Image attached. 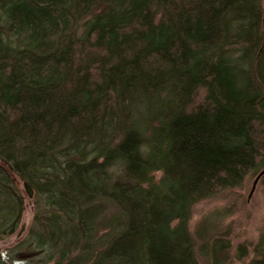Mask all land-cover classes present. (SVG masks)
<instances>
[{
    "label": "trees",
    "instance_id": "16d2710c",
    "mask_svg": "<svg viewBox=\"0 0 264 264\" xmlns=\"http://www.w3.org/2000/svg\"><path fill=\"white\" fill-rule=\"evenodd\" d=\"M0 159V264H224L190 220L264 169L263 0H0Z\"/></svg>",
    "mask_w": 264,
    "mask_h": 264
},
{
    "label": "rangeland",
    "instance_id": "374dc122",
    "mask_svg": "<svg viewBox=\"0 0 264 264\" xmlns=\"http://www.w3.org/2000/svg\"><path fill=\"white\" fill-rule=\"evenodd\" d=\"M0 163L6 166L1 159ZM257 174L249 177L247 185L241 188L238 193H234V196H229L227 199L220 197L203 200L195 205L190 220L192 231L203 224L207 226L206 223L211 220L210 227L219 224L223 230L227 225L231 229V253L227 255L228 259L224 264H247V260L253 255L251 248L256 240H258V243L264 244V182L259 179L256 180ZM12 175L23 199V210L17 231L0 239V249L15 244L26 235L32 223L35 209L34 199L28 194L24 182L14 174ZM218 210L225 211V215L214 217V211ZM210 234L213 235V233ZM249 246L251 247L249 248ZM261 246L264 245L261 244ZM246 247L250 251L246 257H241L242 250ZM197 256L203 262L204 258L200 257L199 254Z\"/></svg>",
    "mask_w": 264,
    "mask_h": 264
},
{
    "label": "water",
    "instance_id": "95a60500",
    "mask_svg": "<svg viewBox=\"0 0 264 264\" xmlns=\"http://www.w3.org/2000/svg\"><path fill=\"white\" fill-rule=\"evenodd\" d=\"M264 173V169H262L258 174H257V176H256V180H258L260 177H261V175Z\"/></svg>",
    "mask_w": 264,
    "mask_h": 264
}]
</instances>
